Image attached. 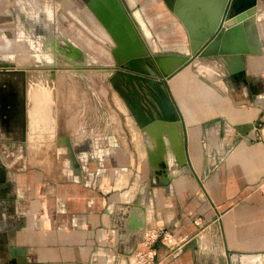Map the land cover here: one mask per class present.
<instances>
[{
    "label": "crops",
    "instance_id": "obj_1",
    "mask_svg": "<svg viewBox=\"0 0 264 264\" xmlns=\"http://www.w3.org/2000/svg\"><path fill=\"white\" fill-rule=\"evenodd\" d=\"M167 1L173 13L161 0H131L130 5L124 0L132 13L138 11V25L134 21L154 52L180 44L181 51L163 53L184 59L191 40L195 37L193 44L200 42L214 22L217 11L212 2L216 0ZM105 2L125 23L129 35L132 31V40L142 43L119 6L112 0ZM258 3V23L264 33V0ZM42 5L43 0H0V42L23 37L26 30L33 29L30 19L40 15ZM216 69L207 66L197 72L206 80L213 78L198 81L201 96L195 91V100L177 107L170 103L182 125L193 176L190 181L182 177L164 187L148 182L140 203L136 202L141 194L140 149L100 148V140H91L92 145L78 150V156L87 159L80 169L83 178L77 176L70 160L77 156L71 125L58 129L52 137L31 136L26 122L24 148L15 151L0 138V185L4 187L0 201L9 204L5 215H0V264H132L138 244H133L134 252L127 256L119 238L121 211L134 203L146 208L147 229L163 226L173 234V247H158L156 264H257L250 261L257 254L264 259V189L260 185L264 142L253 137L254 125L264 124V44L261 52L247 56L251 82L217 77ZM191 82L193 86V79ZM189 84L185 86L188 95L192 92ZM164 153L174 158L168 148ZM122 155L132 159L130 166L121 164ZM17 157L19 166H13L12 158ZM175 171L172 161L169 173ZM159 189L162 200L155 197ZM191 215L204 219L202 230L192 224Z\"/></svg>",
    "mask_w": 264,
    "mask_h": 264
},
{
    "label": "rangeland",
    "instance_id": "obj_2",
    "mask_svg": "<svg viewBox=\"0 0 264 264\" xmlns=\"http://www.w3.org/2000/svg\"><path fill=\"white\" fill-rule=\"evenodd\" d=\"M116 1L145 49L127 59L121 54L132 38L125 23L105 0H43L40 15L30 19L33 29L26 30L23 37L0 42V138L7 140V147L15 151L24 148L21 141L24 140L26 122L31 136L52 137L58 129L71 125L76 134L77 156L70 160L74 161L77 176L83 178L85 174L80 169L87 159L78 156V150L92 145L91 140L93 143L100 140V148L108 145L129 152L140 149L144 166L140 173L141 194L136 197V202L140 203L146 197L148 182L152 184L153 179L149 177L146 140L141 133L142 125L136 121V109L144 117L158 120L162 116L161 100L148 82L140 78L129 80L118 71L159 81L169 103L174 107L183 105L195 100V91L201 86L198 81L213 79L206 80L205 75L194 72L193 63L187 61L191 58L192 47L195 50L206 47L219 31L195 46L194 37L184 60L168 63L171 74L167 77L163 73L166 70L153 57L164 58L169 56L164 51L179 52L183 46H167L159 52L161 54L152 53L132 18L133 8L124 0ZM161 1L173 13L168 1ZM97 3L102 6H96ZM256 10H260L258 0ZM35 24H38L37 28ZM131 61L135 64L131 65ZM188 65L191 70L186 68ZM188 82L190 95L185 87ZM68 87L74 92L69 93ZM85 139L90 142H84ZM19 161V157L12 158V165L19 166ZM119 161L130 166L132 159L122 155ZM155 197L157 200L164 198L162 189L155 190Z\"/></svg>",
    "mask_w": 264,
    "mask_h": 264
},
{
    "label": "water",
    "instance_id": "obj_3",
    "mask_svg": "<svg viewBox=\"0 0 264 264\" xmlns=\"http://www.w3.org/2000/svg\"><path fill=\"white\" fill-rule=\"evenodd\" d=\"M212 4L216 6L218 12L214 23L215 29L209 33L205 39L217 30L219 31L217 37L221 36V41L224 40V37L228 39L232 34L231 31L229 32L231 26L243 25L249 28L250 38L254 44H258L259 48L256 52H251L247 50L220 47L217 51L207 53L204 51L206 48L204 46H201L198 50H195L194 47H192L191 58L187 61L189 62L191 60L190 63H193L194 68L198 65L209 66L214 64L217 68L216 70H218L216 75L214 73L217 77H222L224 79L231 78L236 82L247 78L251 82L248 77V72L246 71L247 56H255V53L258 54L259 49L261 52L264 44L262 39L264 33L261 32V26L258 23L260 16L257 15L256 10L257 0H243L242 9L244 10V13L241 14L242 11L239 13L237 12L234 16L229 15L231 0H216V2H212ZM153 58L158 62L160 67L166 70L163 73L168 77L171 74V67L169 69L165 68L163 62H161L162 58ZM182 60L184 59H176L174 61L181 62ZM130 64L134 65L135 63L134 61H131ZM132 69L134 70V68ZM221 72L222 75L220 74ZM118 73L120 76L127 77L129 80L140 78L145 82H148L161 100L159 105L162 110V116H160L158 120H155L152 117H144L143 114L136 109L138 114L136 121L142 125L141 133L145 136L146 140L149 177L153 179L152 185L161 187L168 186L171 182L182 177L189 180L193 174L188 165L185 153L182 125L181 122L177 120V116L172 110L171 104L159 86V81L147 77H141L135 73H126L122 71H118ZM143 74L146 75L148 73L143 72ZM134 108L136 107L134 106ZM179 127H181V132L178 131ZM165 148H168V150L173 153V159H170L165 155ZM172 161L176 163V171L169 173V167ZM161 165H163V168ZM156 170L161 171V173L157 175L155 173ZM3 188L4 187L0 185L1 192H3ZM2 195L7 199L8 196L6 193H3ZM8 205L9 204L6 200L0 201V215H5L6 207ZM120 217V224L123 231L120 234L119 240L124 245V254L132 256L134 252L133 244H140L143 242V235L147 229L145 220L146 208L139 203L126 205L122 209Z\"/></svg>",
    "mask_w": 264,
    "mask_h": 264
},
{
    "label": "bare ground",
    "instance_id": "obj_4",
    "mask_svg": "<svg viewBox=\"0 0 264 264\" xmlns=\"http://www.w3.org/2000/svg\"><path fill=\"white\" fill-rule=\"evenodd\" d=\"M112 1H113V4H117V6H119V8L121 9L120 5L118 3H116L117 2L116 0H112ZM127 1H128V4L130 5L131 4V0H127ZM241 7L243 8V0H231L229 15L234 16L235 13H237V12L239 13ZM143 8L144 7H142V9ZM216 11H217V8H216ZM243 13H241V14H243ZM217 14H218V12L216 13V17H217ZM132 16H133L134 20L136 21L135 17L138 18V16H139L138 11H134L132 13ZM216 17H215V19H216ZM136 23L138 25L137 21H136ZM214 23H215V20L209 26V28L205 31V33L201 36L202 38H200L199 40L203 41L208 36V34L211 33L215 29ZM91 24L94 25L95 23L92 22ZM94 27L96 28L95 25H94ZM138 29H139V26H138ZM230 31L232 32V34H231V36L228 39L224 37L223 38L224 40L221 41V36L216 37L214 40H212L206 46L204 51L207 52V53H212L214 51H217L220 47L221 48L222 47H227L229 49L247 50V51H251V52H255V51L258 50L259 46H258V44H254V42L251 40L250 34H249V28L247 26L245 27L243 25H235V26L233 25V26L230 27L229 32ZM129 32H130V36H132V31H129ZM195 34L197 36V35H199V32H196ZM133 39L134 40H132L131 43H128V45L126 44V49L124 51H122L123 53L121 54L122 58L127 59V58L131 57L132 55H134L135 52H138V51L141 52V53L144 52L145 49H144L143 44L140 43L135 38H133ZM195 45L196 44H194V46ZM148 47L150 48V50H152V52H154L153 49L150 46H148ZM154 53H159V52H154ZM176 59L180 60L182 58L170 57L169 56V57L162 58L161 61L166 62V64L163 62L164 67L169 69V64L168 63L170 61H174ZM75 63H77V62H75ZM209 66L216 67L214 64H211ZM205 67H207V66L198 65V66H196L195 70L199 73L200 70H202ZM259 259H260V255L257 254V255H253L250 261H252L253 263H256V262L259 261Z\"/></svg>",
    "mask_w": 264,
    "mask_h": 264
},
{
    "label": "built area",
    "instance_id": "obj_5",
    "mask_svg": "<svg viewBox=\"0 0 264 264\" xmlns=\"http://www.w3.org/2000/svg\"><path fill=\"white\" fill-rule=\"evenodd\" d=\"M253 132L255 140L264 142V124L256 123ZM260 185L264 189V180ZM189 218L196 228L199 230L204 228L205 221L201 216L191 215ZM160 245L168 248L173 247L172 232L163 226L147 229L143 235V242L138 244V248L134 252L132 264H156L157 249ZM263 261L264 259L260 255V259L256 263L263 264Z\"/></svg>",
    "mask_w": 264,
    "mask_h": 264
}]
</instances>
